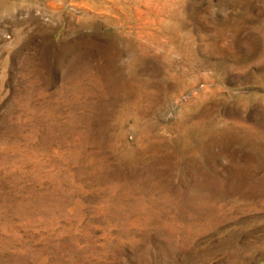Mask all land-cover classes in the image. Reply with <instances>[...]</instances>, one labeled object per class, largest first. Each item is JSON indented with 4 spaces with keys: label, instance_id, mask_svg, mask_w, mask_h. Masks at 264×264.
Wrapping results in <instances>:
<instances>
[{
    "label": "rangeland",
    "instance_id": "obj_1",
    "mask_svg": "<svg viewBox=\"0 0 264 264\" xmlns=\"http://www.w3.org/2000/svg\"><path fill=\"white\" fill-rule=\"evenodd\" d=\"M0 264H264V0H0Z\"/></svg>",
    "mask_w": 264,
    "mask_h": 264
}]
</instances>
